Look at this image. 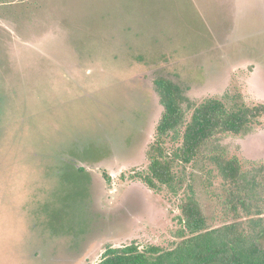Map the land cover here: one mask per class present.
<instances>
[{
    "label": "rangeland",
    "instance_id": "374dc122",
    "mask_svg": "<svg viewBox=\"0 0 264 264\" xmlns=\"http://www.w3.org/2000/svg\"><path fill=\"white\" fill-rule=\"evenodd\" d=\"M162 76L185 87L186 119L161 141L172 184L151 188L143 178ZM208 98L264 104V0H0V264H97L108 246L132 243L174 249L190 235L187 200L200 204L208 229L264 222V116L190 163L178 158ZM77 147L107 154L90 164L92 180L58 178L52 159ZM222 155L257 174L249 211Z\"/></svg>",
    "mask_w": 264,
    "mask_h": 264
},
{
    "label": "trees",
    "instance_id": "16d2710c",
    "mask_svg": "<svg viewBox=\"0 0 264 264\" xmlns=\"http://www.w3.org/2000/svg\"><path fill=\"white\" fill-rule=\"evenodd\" d=\"M155 90L163 106V113L157 125L158 138L148 150L150 175L143 178L151 188H156L158 183L172 184L174 160L166 155L161 141L169 132L184 124L186 119L184 108L186 91L182 84L162 76L155 80ZM263 116L262 103L231 104L225 99L208 98L194 108L186 124L178 158L190 163L219 135L228 132L248 133L255 124L261 122ZM83 154H87V157L81 158ZM106 154L98 148H89L88 152L77 148L75 150L65 148L52 159V168L58 178H68L72 174L88 176L92 180V172L81 166L79 168L74 160L86 159L87 164L92 165L100 163ZM223 156L220 157V162L224 176L232 187L238 189L236 201L249 211L251 207V204L248 206L249 199L259 186L257 174L243 171L237 157ZM55 192L58 194L56 190ZM55 192H52L51 198L57 195ZM53 202L48 201L47 204L52 211ZM180 208L183 215L181 222L190 235L176 248L161 250L157 246H149L146 250H140L136 243L116 248L108 246L97 264H264L263 219L251 218L250 221L255 227L249 230L240 229L237 223H231L223 228L208 229L206 216L198 202L187 200L181 203ZM54 223L56 224L54 229L66 226L64 220ZM74 228L80 227L74 224ZM64 232L69 233V230L65 229Z\"/></svg>",
    "mask_w": 264,
    "mask_h": 264
},
{
    "label": "flooded vegetation",
    "instance_id": "af4514ba",
    "mask_svg": "<svg viewBox=\"0 0 264 264\" xmlns=\"http://www.w3.org/2000/svg\"><path fill=\"white\" fill-rule=\"evenodd\" d=\"M97 148V147H96ZM77 149L78 150H85V149H79L78 147H77ZM74 163L77 165V166H79V168H81V167H83V168H85V169H87V170H89L90 172H92L93 173V168L89 165V164H87V162L84 160V159H75L74 160ZM81 166V167H80Z\"/></svg>",
    "mask_w": 264,
    "mask_h": 264
}]
</instances>
